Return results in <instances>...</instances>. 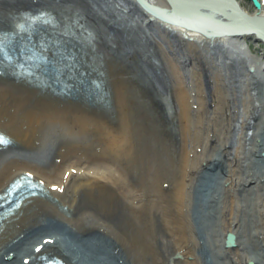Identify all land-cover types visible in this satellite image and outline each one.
<instances>
[{
    "label": "bare ground",
    "instance_id": "6f19581e",
    "mask_svg": "<svg viewBox=\"0 0 264 264\" xmlns=\"http://www.w3.org/2000/svg\"><path fill=\"white\" fill-rule=\"evenodd\" d=\"M44 1L49 0H0L12 18L0 15V40L14 52L32 47L50 61L49 66L40 64L33 73L21 75L0 57V134L10 144L38 146L37 154L26 155L17 146L12 150L0 145V193L27 175L41 194L24 197L16 210L15 204L3 208L10 211L0 220V264H36L42 260L36 256L46 254L66 264H170L172 249L185 264H205L201 241L209 248L211 264H264V52L252 55L244 45L247 37L264 40V0H258L261 8L253 13L236 0L251 19L228 0H143L164 17L207 34L153 21L167 25L166 35H176L188 49L181 56L168 53L175 85L168 92L160 83L155 97L134 77L124 82L127 72L121 75L123 70L108 55L122 56L129 71H142L143 60L122 48L119 40L110 50L102 45L105 36L95 24L100 14L92 5L65 0L66 6L53 7ZM111 4L132 17L141 11V22L151 18L138 0ZM248 21L260 23L262 34L244 27ZM246 28L256 33L247 35ZM78 41L93 44L96 55ZM175 44L170 41V46ZM225 53L230 59L242 56L247 63L243 74L238 58L231 66L233 81L241 79L247 90L242 103L225 89L230 67L219 69ZM203 54L213 60L210 66L201 65ZM21 59L26 64V58ZM149 81L151 87L159 84ZM141 99L148 105L156 99L174 121L177 106L182 138L174 172L162 170V149L153 121L139 106ZM85 100H99L106 110L90 107ZM227 132L237 136L231 138L234 154ZM52 133L54 139L49 140ZM230 154L244 172L240 177L234 176ZM219 167L220 178L210 177ZM201 173L209 175L211 191L201 206L203 217L214 216L210 223L204 219L210 225L203 223V235L202 224L190 214L198 205L192 195L202 185ZM166 182L171 183L168 191ZM122 203L127 206L122 222L102 214V208ZM158 225L167 230L165 240L157 237ZM228 231L236 234V248L224 245Z\"/></svg>",
    "mask_w": 264,
    "mask_h": 264
},
{
    "label": "rangeland",
    "instance_id": "374dc122",
    "mask_svg": "<svg viewBox=\"0 0 264 264\" xmlns=\"http://www.w3.org/2000/svg\"><path fill=\"white\" fill-rule=\"evenodd\" d=\"M14 1H23L24 2L25 0H14ZM86 1L89 3V5H92L93 8H95V10L98 11L99 14H100L98 16L99 20L95 21V24H96V26H98V29L100 30V36H102V35L105 36L103 38L101 37L102 38L101 41L102 40L104 41V42L103 41L101 42L102 45H105L107 47V49H109L108 47H114L115 44H116V41L119 40V42L124 43L123 45L121 44V46H123L122 48H124L125 50H127V48H129V50L135 51L136 54H137V55L135 54L137 59H139V61L143 60V62H144V66L146 68L143 67V65H142L143 69H141L142 71H140L141 74H140V72H137L139 70L136 69L137 70L136 71L137 75H136L135 73L131 72V71L134 70V67H133V69H131V71H129L128 68H127V65H125L124 62H122V59L117 57V56H119V54L118 55H117V53L111 54V55L109 54L110 56L108 55V57H110V60L111 61H115L116 65L118 64V70H120V69L123 70L121 75H123L125 71L127 72V75L125 74V75L122 76L123 79H125L124 82L127 83V81H129V79H134V78L136 79V78H140V77H141L140 79H142V80L149 81V80H146V79L147 78L149 79V77L151 75V77H153L152 79L158 80L159 84H157L156 87H151L150 90H146V89L143 88L147 94H149L150 96H154L155 97V95H156L155 94V90H156V88H160L161 84L163 85L164 90L166 89L168 92L172 91L173 88H174V85H175L174 80H175L176 76H174L173 72L171 73V70H169L170 69L169 68V60H170V58H169V54L168 53L173 52V54H171V55H174V54H176V52H178V54L180 56L184 55L188 51V49L185 47V44H183V43L180 44L179 41H178V38H176V35H170V34L166 35L165 29H163L162 26L161 27L158 26L155 22H151L149 20L150 18H148V21L147 20H144L143 22L139 21V18L142 16L141 11H138V13H140L141 16H138V13L135 12L136 15L134 14V17H135V19H134V17L130 16V14L128 15L127 12L123 13L120 10H118V8L114 7L113 6L114 2H113V4H111V0H86ZM239 1H241V6L243 8L244 7L247 8L252 13L256 11V9L253 7L251 1H249V0H239ZM31 2H35V0H33V1L31 0ZM64 2H65V0H49V1H46L45 4L46 3L51 4V6H53V7H57L58 4H59L58 6H61V5L62 6H66L67 3L64 4ZM27 3L30 4L29 2H27ZM60 3H62V4H60ZM135 5H137V3ZM145 13H146V11H145ZM1 14L2 15L5 14L4 15L5 17H3ZM10 14L11 13L8 12V6H6V5L5 6H1L0 5V15L2 16L1 18H6L8 21H10V19H12L9 16ZM128 16H130V17H128ZM142 18L145 19V17H143V16H142ZM142 24L147 25L146 26V27H148L147 30H150L153 33L152 34V38H151L153 41H152V43L148 42V41L147 42L144 41L143 42L144 44L143 45L140 44V46H141L140 47L138 45L136 39H139L141 37V35L144 34L147 31L145 26L144 27L141 26ZM103 29H104V32L102 33L101 31ZM139 41H140V39H139ZM170 41L173 42L174 44L176 43L177 45L175 44L176 45L175 47L170 46ZM129 42L133 43V44L130 46ZM78 43L80 45L83 44L84 46H86L89 49V51L92 54L96 55L95 49L93 47V44L89 45V44L86 43L87 44L86 45L83 42H79V41H78ZM125 43H128L129 45H126ZM244 45H247L246 49H248V51L252 55L259 56L260 54H262L264 52V45L259 39L258 40H253L252 38L247 37V38L244 39ZM212 46H214V44ZM202 50L207 51L206 47H204V46H203ZM195 56H196V54H195ZM229 56H230V53H225L224 55L220 56V58H221L220 60H222L221 61L222 67H220L219 65L218 66H219L220 70H223L222 68H224V69L227 68L228 69L230 67L228 69L230 71L227 73V76H226V78L228 79V81H230V83L228 82L227 85H224V86H225L226 91H229L231 94L235 93L234 96H233L235 102L238 101L237 103H242V99L245 97L247 90H246V87L242 86L241 79H238V80L235 79V81H233L234 80L233 77H234L235 69L233 67L231 68V66L235 65L233 63L238 58V63H239L238 71L241 72V74H243L244 69H246V64L247 63L245 64V62H244L245 58L242 57V56H240V57L237 56L236 59H234V58L230 59ZM177 58H178V56H177ZM99 62L101 63L100 58H99ZM200 62H201V65L204 67V66H210L213 63V60L211 58H207L203 54V55L200 56ZM226 62H230V63H226ZM241 63L243 65V67H241ZM145 64H147V65H145ZM180 64L182 66H185L186 63H185V61L181 60ZM128 65H132V64L130 63ZM231 72H232V74H231ZM127 76H129L130 78L127 77ZM230 76H231V78H230ZM226 78H225V82L227 81ZM171 79H173V80H171ZM172 81H173V84H172ZM2 82H4V80ZM206 83H207V81H206ZM170 84H171V86H170ZM204 84H205V81H204ZM206 87H207V85L205 86V88ZM226 87H228L229 90H227L228 88H226ZM101 88L104 89L103 87H101ZM142 92L143 91L141 90V95H142ZM138 95H139V93H138ZM235 98H237V99H235ZM154 100L156 101V103L152 102L150 105H148V104L143 103L144 101H142V99H141L140 103H139V106L142 109V111L144 113H146L147 116H149V119L153 121V127H154V131H155L154 136L157 139V143H158L159 149H162L163 160H164V163H165V167L162 170L164 172H166V171H168V172H172L173 171L174 172V170H172V169H174L173 168V163L175 162V160L177 158L176 156L179 153V150H180L179 146H180L181 138H182L181 137V133H180L179 122L177 120L178 119V115H177L178 114V109H177V106H176L175 107V109H176V111H175L176 121H174L170 117L168 111L166 109H164L162 106L158 107V105H157V104H159L158 101L156 99H154ZM85 101H86L87 105L89 104V106L91 105L94 108L96 107V108H100V109H102L104 111L106 110L105 104H101V102H99V100L98 101L96 100L94 104H90V101H87V100H85ZM243 103H244V101H243ZM165 108H166V105H165ZM250 114L254 115L255 113H254V111L251 110ZM55 134L56 133L50 134L48 136V139L49 140L54 139ZM228 134H230V133L227 132L226 137L228 136L229 145L232 142V146H233L234 142L231 140V138H233L234 140H237V136H235L232 133H231L232 136H229ZM172 139H173V142H172ZM238 141H236V145L239 143ZM173 143H175V144H173ZM151 144H152V142H151ZM10 146L12 147V150L16 149L15 146H17V149L19 148L18 151L20 150L23 153H26V155H31V154H37L38 153V149H37L38 146H36V145L35 146H31V145L28 146L26 144H21V143L19 145L11 143ZM10 146H6L4 149H9ZM231 153L232 154L235 153V147L234 146H233V148H231ZM232 154H230V156H228V157L233 162L232 168L236 169L234 176H239L240 177L242 174H244V172L241 169H239L238 167H236V165L234 163V159H232V158H234ZM172 155H173V157H172ZM214 169H216V170L213 171L212 174H209V175H210V177H214V178L216 177V179H219L221 174H222V172L220 171V167L219 168H214ZM215 173H216V175H215ZM209 175H206V174L203 175L202 173L200 174V179L199 180H201L202 185L198 188L197 192H195L196 194L193 193V195H192L193 198L194 197L197 198L195 200H197L196 202H198V205H195V207H194L195 210L193 209L194 211L190 210L191 211L190 212L191 217H193V214H194V218L196 216L197 220H199V224H202L201 225L202 226V230H201V234L202 235H203V228H204V224L206 223V220L210 219L209 220V223H210L211 220L214 219L213 215L209 216L208 218L207 217H203V212H202L203 208H201V206L203 207L204 203L207 204V202H203L204 199H205V196L207 197L211 193L210 188H209L210 184L208 183V180H207V179H209ZM139 176H140V174H137V178H136L137 180L139 179ZM217 176H218V178H217ZM203 181H204V183H203ZM206 183H208V184L206 185ZM169 184H171V183L170 182H166V190L167 191L169 190ZM203 185H204L205 188L203 187ZM216 185L217 184L215 183V185H212V187H217ZM200 188H201V191H200ZM203 191H204V193H203ZM197 194H198V196H197ZM198 200H200V201H198ZM126 208H127V206H125L124 203H122L119 206L118 205L114 206L111 209H103L102 208V210H103L102 214L108 220L112 219L113 221H116V222L118 220H120L122 222L124 220V218H125V217H123V215L127 211ZM199 211H200V213H199ZM205 218H206V220H204ZM202 220H204V221H202ZM207 224L208 223L205 224L206 227H207ZM208 225H210V224H208ZM158 226H159V229H158L157 233L159 235L157 234V237L160 236L159 238L165 240L167 238L165 236V231H167V230H166L165 227L162 228L161 225H158ZM162 231L164 233H161ZM157 244H159V243H157ZM198 247L199 248L201 247L200 249H201V251L203 253L204 260H206V262L208 261L205 264H208L209 262L211 264V257H210V254H209V248H208L207 244L204 241H201V244ZM234 248H236V247H234ZM172 253H173V256L170 257V259H172L170 261V264H185V261L180 256V254L179 255L175 254V250L174 249H172ZM36 257L40 258L39 256H36ZM187 258L190 259L191 256L190 257L188 256ZM148 261H149V263L151 262L149 259H148ZM249 262L250 261H248L247 264H250ZM168 264H169V262H168ZM251 264H254V263L252 262Z\"/></svg>",
    "mask_w": 264,
    "mask_h": 264
},
{
    "label": "water",
    "instance_id": "95a60500",
    "mask_svg": "<svg viewBox=\"0 0 264 264\" xmlns=\"http://www.w3.org/2000/svg\"><path fill=\"white\" fill-rule=\"evenodd\" d=\"M229 2H231V3H233V5L237 8V10L239 11V12H242V13H244L245 15H244V17H247V18H250L251 19V16L247 13V12H244L241 8H240V6L238 5L239 3L236 1V0H228ZM249 1H251V3H252V5H253V7L255 8V9H260L261 8V3H260V1H258V0H249ZM138 2H139V4L141 5V6H143L145 9H146V11H148V13L150 14V19H160V20H162L163 22H166L167 24H172V25H175V26H185V27H187V28H189V29H193V30H196V31H199V32H203L204 34H206L205 32H204V30L202 29H199V28H195V27H188V26H186L183 22H177L176 20H173V19H171V18H166V17H164L163 16V11H159V10H155V9H153L151 6H148V4H146V2L145 1H143V0H138ZM249 23V24H248ZM248 23L246 22V26H244V27H253L254 28V30H256V31H258L259 33H261L262 34V32H261V30L258 28V25L260 24H255V23H253L252 21H248ZM165 27H167V28H169L167 25L165 26ZM253 29H250V28H246V30H245V32H246V34L247 35H253L252 34V32H255ZM228 34L229 33H231V32H227ZM256 33V32H255ZM207 35V34H206ZM251 37V36H250ZM260 40V41H262L263 42V44H264V40L260 37V36H256L255 35V38H254V40ZM191 40V39H190ZM57 43V42H56ZM57 44H59V43H57ZM134 70H135V73H136V68H134ZM136 75H137V73H136ZM137 77V76H136ZM137 80H139V82L141 83V85H142V87L144 88V89H146V90H150L151 89V86L149 85L150 84V82L151 81H145V80H141L140 78H136ZM158 91H160V90H158ZM264 154V151H263V153H262V155ZM227 235H226V237H225V245H227V246H231V247H234V244H235V237H236V234H234V233H232V232H227L226 233ZM249 263H252L251 261L249 262Z\"/></svg>",
    "mask_w": 264,
    "mask_h": 264
},
{
    "label": "snow or ice",
    "instance_id": "6c2138e0",
    "mask_svg": "<svg viewBox=\"0 0 264 264\" xmlns=\"http://www.w3.org/2000/svg\"><path fill=\"white\" fill-rule=\"evenodd\" d=\"M8 143V140L6 137H4L2 134H0V144H6Z\"/></svg>",
    "mask_w": 264,
    "mask_h": 264
},
{
    "label": "flooded vegetation",
    "instance_id": "af4514ba",
    "mask_svg": "<svg viewBox=\"0 0 264 264\" xmlns=\"http://www.w3.org/2000/svg\"><path fill=\"white\" fill-rule=\"evenodd\" d=\"M146 39H147L148 41L150 40L148 35H147Z\"/></svg>",
    "mask_w": 264,
    "mask_h": 264
}]
</instances>
